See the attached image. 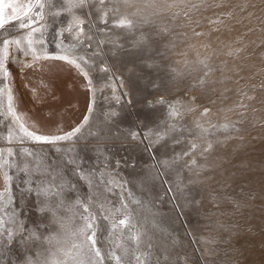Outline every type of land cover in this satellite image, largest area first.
I'll return each instance as SVG.
<instances>
[{
  "label": "rangeland",
  "instance_id": "rangeland-1",
  "mask_svg": "<svg viewBox=\"0 0 264 264\" xmlns=\"http://www.w3.org/2000/svg\"><path fill=\"white\" fill-rule=\"evenodd\" d=\"M40 2L43 19L31 26L39 31L30 36L36 55L83 57L77 63L91 100L71 140L21 142L7 92L0 91V168L12 176L0 190V264H24L28 258L51 264L65 259L77 242L72 233L83 209L71 205L95 190L72 175L69 158L110 172L109 179L124 185L111 193L101 187L90 209L98 218L102 249L108 248L112 221L123 218L111 213L120 207L123 191L125 201L146 203L129 204L136 216L155 214L158 228L150 235L158 245H171V264H264V0H87V6L71 10L75 0ZM121 19L132 23L121 26ZM20 23L28 21L11 20L0 29V41H22L21 49L10 46L15 59L6 62L16 76L27 65L23 48L31 32ZM132 132L140 139L133 140ZM209 143L212 149L205 152ZM192 160L197 167L186 168ZM200 165H206L203 171ZM53 173L76 185L64 192L65 207L57 210L63 229L51 212L39 210L36 191H28ZM195 174L202 184L191 196L175 192L173 200L167 185L175 188L179 179L187 183ZM193 196L199 205L191 203ZM32 230L40 239L26 245L22 237Z\"/></svg>",
  "mask_w": 264,
  "mask_h": 264
},
{
  "label": "snow or ice",
  "instance_id": "snow-or-ice-1",
  "mask_svg": "<svg viewBox=\"0 0 264 264\" xmlns=\"http://www.w3.org/2000/svg\"><path fill=\"white\" fill-rule=\"evenodd\" d=\"M127 2V0H125ZM87 6V0H75V2H70L68 5L69 10L74 8H83ZM39 8L40 11L33 12L34 8ZM45 4L36 0V3H33L32 0H26V2H19V0H0V29H3L6 24L11 20H27L28 23H20V27L31 28V33L39 31V29L31 27L38 20L43 19L42 10L44 9ZM11 9V15L5 16V9ZM121 26L131 25L130 20L121 19L119 21ZM79 26V21H77L74 27ZM80 32H83V29L80 28ZM31 33L29 35L31 36ZM34 41L29 38L27 39V45L23 48L24 55H32L33 61L40 59L36 55V49L33 47ZM2 48H0V83H3V80L11 75L10 69L6 67V62H11L15 59L14 56H10V46L15 45L17 49H21L22 41L20 40H10L3 39L0 41ZM67 51V50H65ZM60 60L68 61L69 63L75 64L78 68L80 64L77 63V60L83 61V57H78L76 59H69V56L62 55L57 57ZM27 67H32L33 64H27ZM101 71H109L108 68H101ZM0 91L7 92L9 106L8 112L15 116L16 118V131L19 134L20 141L28 139L36 143L43 144H53L60 141L71 140L74 136L80 133L81 128L76 127L72 131H69L64 134H52L44 135L39 134L38 130H29L32 126H26V122H21L20 117L16 116V113L13 108V95L10 87L5 89H0ZM164 103L163 99L159 101ZM208 109H205L207 113ZM111 115H115L112 113ZM171 116H176L177 113L173 110L170 112ZM223 127H227L224 125ZM130 136L133 140L140 139V134L136 132L130 133ZM162 138V137H160ZM11 139V134H10ZM146 139V138H145ZM197 145L193 144L192 148H196ZM212 149V144H208L207 148L204 149L205 152ZM59 151V149H56ZM9 155H12L11 149H9ZM28 155H32L29 153ZM185 156L189 153H184ZM66 163L71 164L72 175L77 177L80 181L85 182L89 188L94 189V192H90L85 199H81L79 196L72 203V207L79 206L83 209V212L80 214V219L82 221L81 225L72 233L74 237H77V242L73 243L72 248L64 252L65 259H53L51 264H68V261L71 260L72 264H132V261L135 264H171V256L168 253V247L171 245L165 244H156L153 242V238L150 235V231L158 228V224L155 218V214H151L146 217H138L134 214L133 210L129 207V204L136 205L138 207H146V203L140 199L133 198L130 201H125L123 199L125 193L120 192L121 203L120 207L113 208L111 213L113 216L121 215L123 218L113 220L110 229H109V238H108V248L102 249L98 246L99 236H98V226H97V215L93 213L90 209L94 203V198L99 200L102 193L101 187L107 192L111 193L113 187L123 189V184H117L115 180L109 179L112 174L103 169L97 170L95 168L86 169L82 166L78 158H69ZM120 162L118 161L117 164ZM166 166H169L171 162L165 161ZM186 168L191 169L197 167L196 161L192 160L189 164L185 165ZM206 165H200V171H203ZM24 170L28 171V165L25 164ZM44 172H47L48 169L44 168ZM5 182L12 180V176L7 173L4 174ZM202 184L199 174L189 176L187 178V183L183 179H179L176 182L175 188L172 185H167L169 195L172 196L173 200L176 199L175 192H179L185 196L192 195V189L197 188ZM76 185L72 184L71 181L66 180L63 176L53 173L50 174V178L46 180H41L35 189L29 188L28 191L35 190L38 198L41 199V212H51L53 221L58 223L60 228L63 229L64 224L60 223V218L57 216V210L65 207V200L63 194L65 191L75 190ZM183 190V191H182ZM7 191V189H5ZM2 195V194H0ZM131 196V193H127ZM191 203L199 205L200 201L196 200L194 196L191 199ZM54 204V206H53ZM176 207L179 209L180 205L177 204ZM179 214H182L179 213ZM106 221L109 219L108 215L103 217ZM9 233V239L12 238V233L10 229H5ZM19 231L22 233L26 231L23 226H19ZM127 232V235L125 233ZM119 235V239L117 236ZM33 239H40V236L37 234L36 230L29 232L27 238L22 237L23 243L26 245L29 241ZM50 243L52 240L56 239L55 234L47 238ZM73 249H75V255H73ZM159 249V255H154V253ZM63 251V250H61ZM179 259V258H178ZM24 264H38L37 261L28 258L25 260Z\"/></svg>",
  "mask_w": 264,
  "mask_h": 264
},
{
  "label": "crops",
  "instance_id": "crops-1",
  "mask_svg": "<svg viewBox=\"0 0 264 264\" xmlns=\"http://www.w3.org/2000/svg\"><path fill=\"white\" fill-rule=\"evenodd\" d=\"M11 9L6 8L7 17ZM23 67L12 87L13 108L21 122L39 134H64L81 126L89 111L90 94L82 71L68 61L40 58ZM0 168V190L4 188Z\"/></svg>",
  "mask_w": 264,
  "mask_h": 264
},
{
  "label": "bare ground",
  "instance_id": "bare-ground-1",
  "mask_svg": "<svg viewBox=\"0 0 264 264\" xmlns=\"http://www.w3.org/2000/svg\"><path fill=\"white\" fill-rule=\"evenodd\" d=\"M31 33V32H30ZM28 35H29V33H28ZM29 38H31L30 37V35L29 36H27V39H29ZM32 39V38H31ZM9 51H10V49H9ZM47 54V53H46ZM33 60V57H32V55H27V56H23V62H24V64H29V63H31V61ZM15 78H16V75L14 74V75H11L10 77H9V79H7L8 81H7V86L5 87V88H7V87H10L11 89H12V87H13V84H14V82H15ZM5 86V85H4ZM2 92V91H1ZM5 92V91H4ZM4 94V93H3ZM17 116V115H16ZM14 117V119H15V121H16V118H15V116H13ZM12 117V118H13ZM30 130V129H29Z\"/></svg>",
  "mask_w": 264,
  "mask_h": 264
}]
</instances>
